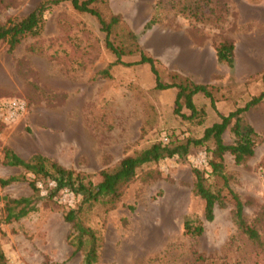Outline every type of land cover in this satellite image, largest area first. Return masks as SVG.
I'll return each mask as SVG.
<instances>
[{
    "label": "rangeland",
    "instance_id": "374dc122",
    "mask_svg": "<svg viewBox=\"0 0 264 264\" xmlns=\"http://www.w3.org/2000/svg\"><path fill=\"white\" fill-rule=\"evenodd\" d=\"M41 1L0 0V24L29 14ZM107 9L122 14L162 74L175 70L219 86L217 109L200 94L194 99L206 110L200 125L176 116L175 89H155L144 64L114 65L111 77H102L115 59L104 34L93 16L64 1L45 15L39 36L25 37L11 51L0 45V99L19 98L27 107L0 130V179L24 172L3 164L9 148L25 159L46 155L95 185L100 172L123 157L137 155L166 133L200 138L205 127L219 121L218 114L243 107L264 90V0H108ZM153 16L157 22L145 30ZM224 39L235 41L232 69L214 56ZM244 120L258 133L255 155L238 165L227 153L224 164L250 223L264 213V98ZM224 140L232 141L228 130ZM207 160L201 148L186 160L172 157L141 167L116 208L98 204L84 213V222L102 241L98 264H264V246L240 233L226 191L225 204L216 206L211 221L204 220L205 201L193 193L191 170ZM210 182L218 186L215 179ZM5 196L41 197L35 211L8 223L2 221L0 200V250L7 264H81L83 254L68 243L69 224L63 219L64 208L78 206L81 196L58 192L48 201L43 186L33 193L24 180L0 187V199ZM187 218L203 221L201 236L184 233ZM257 227L264 241V222Z\"/></svg>",
    "mask_w": 264,
    "mask_h": 264
},
{
    "label": "trees",
    "instance_id": "16d2710c",
    "mask_svg": "<svg viewBox=\"0 0 264 264\" xmlns=\"http://www.w3.org/2000/svg\"><path fill=\"white\" fill-rule=\"evenodd\" d=\"M68 1L74 10L88 13L96 19L99 31L104 34V45L113 56L114 61L101 72L102 77L110 78L109 69L114 65L132 66L147 65L153 74L154 88L158 90L175 89L173 101L174 114L183 120L200 125L206 115L205 106L198 107L194 103L197 95L209 99L210 105L217 109V102L221 99V89L211 83H197L188 75L168 70L162 74L157 67L158 60L143 52L138 35L125 23L122 14L107 11L108 0H42L29 14L22 17L10 18L0 24V45L5 43L11 51L27 36H39L45 26V15L54 6ZM153 16L145 25L150 30L157 22ZM235 41L224 39L214 47L215 56L221 65L230 69L235 66ZM137 56L138 59L126 61L124 57ZM264 98V90L251 96L243 107H237L228 114H218L219 121L204 128L200 138L187 137L184 140L166 133L161 139L155 141L147 149L137 155H128L117 162L111 170L100 172V181L93 184L84 174L67 168L58 161H54L41 153H34L25 159L7 148L4 150L3 164L20 167L24 170L18 175L0 179V187L4 188L13 182L24 180L28 182L33 193H38L41 186L46 191L44 199L53 201L58 192L74 193L81 196L80 204L76 207L64 208L63 219L69 224L68 243L75 253L82 252L81 264H98L100 257L101 238L84 220V213L98 204L107 206V210L114 209L119 204L125 188L134 180L137 170L144 166L158 163L172 157L186 160L190 151L203 148L208 154L204 167H194L193 193L205 201L203 218L211 221L217 205H224L223 191L229 195L233 204V219L240 231L250 242L257 246H264V241L258 230V224L264 222V213L248 223L244 218V203L238 194L229 186V175L225 173V155L230 153L235 164L244 165L255 155V145L258 133L253 126L244 120V115L252 108L258 106ZM188 111L189 113L185 112ZM4 123L0 122V130ZM232 134V141L224 140L226 131ZM166 138V141L163 138ZM264 166V162L262 163ZM30 173L32 178H27ZM217 181L214 186L210 179ZM5 196L3 202L4 223L19 220L38 207L40 196ZM183 231L191 238L199 237L204 231L201 219L187 218L183 222ZM0 264H7L5 254L0 250ZM46 264H61L48 262Z\"/></svg>",
    "mask_w": 264,
    "mask_h": 264
},
{
    "label": "built area",
    "instance_id": "2783aa9c",
    "mask_svg": "<svg viewBox=\"0 0 264 264\" xmlns=\"http://www.w3.org/2000/svg\"><path fill=\"white\" fill-rule=\"evenodd\" d=\"M27 110L26 103L19 98L0 99V122L13 120ZM166 141V138H163Z\"/></svg>",
    "mask_w": 264,
    "mask_h": 264
},
{
    "label": "crops",
    "instance_id": "0c3cea01",
    "mask_svg": "<svg viewBox=\"0 0 264 264\" xmlns=\"http://www.w3.org/2000/svg\"><path fill=\"white\" fill-rule=\"evenodd\" d=\"M214 56H215V52H214ZM216 57V56H215ZM217 58V57H216ZM218 61V60H217ZM263 68H261V70H262ZM260 70V69H259ZM260 70V71H261ZM199 83V82H198ZM201 83H208V82H201ZM197 97H199L198 95L195 97V98H197Z\"/></svg>",
    "mask_w": 264,
    "mask_h": 264
}]
</instances>
